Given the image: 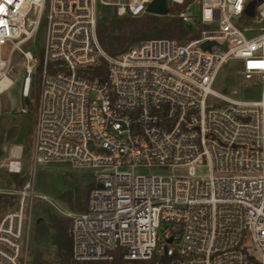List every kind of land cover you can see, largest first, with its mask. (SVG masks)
Instances as JSON below:
<instances>
[{
	"label": "built area",
	"instance_id": "obj_1",
	"mask_svg": "<svg viewBox=\"0 0 264 264\" xmlns=\"http://www.w3.org/2000/svg\"><path fill=\"white\" fill-rule=\"evenodd\" d=\"M151 1L0 0V97L17 85L16 113L26 114L24 98L37 92L28 178L0 188L17 197L0 216V264H26L31 204L51 203L35 190V171L49 164L93 178L86 208L63 212L75 260H108L115 250L148 259L166 247L167 264H264V0L252 16L251 0H166L186 3L176 15L195 39L106 53L100 7L140 17ZM207 40L225 47L202 49ZM102 61L104 77H88ZM228 62L245 84L261 81L258 99L214 90ZM22 161L23 145L12 144L0 168L21 174ZM203 164L209 174L198 178ZM177 166L186 174L168 173Z\"/></svg>",
	"mask_w": 264,
	"mask_h": 264
},
{
	"label": "rangeland",
	"instance_id": "obj_2",
	"mask_svg": "<svg viewBox=\"0 0 264 264\" xmlns=\"http://www.w3.org/2000/svg\"><path fill=\"white\" fill-rule=\"evenodd\" d=\"M168 4L174 5L170 2H168L167 5ZM185 6L186 3L184 4V7ZM184 7H182V9ZM191 9L195 12H198L197 5H193ZM109 10V7L101 6L97 19V37L102 48L108 54L110 53L106 51L102 45L101 34H113L114 31L117 32V35L124 34L125 30L128 28V25L125 21H127V18H129L111 16L108 12ZM177 13L178 11H176L174 14L176 15ZM122 20H124V23L121 24L120 21ZM209 28L212 27L209 26ZM42 36L43 32L40 38H38L39 42L41 41ZM135 43L137 42H134L133 44ZM3 56H5V54H3ZM237 70L238 64L235 62H228L222 65L218 70L214 82V90L222 94H227L231 89H236V97L239 99H258L260 97L261 81L258 80L253 83L245 84L240 79ZM16 86L10 88L9 96L0 97V162L6 157L7 150L12 144H22L24 156L22 165L25 173H21L20 177L23 181L22 183L24 184L28 178L27 170L31 167L30 140L32 138L33 129L31 131V136L27 137L28 139L26 138L25 140V133L27 130L26 127L30 123V115L27 113H16V106L19 100ZM215 104L218 105L220 102H216L215 100ZM139 172H144V170H139ZM186 172L187 168L185 166L171 167L168 169V173L174 175H185ZM195 174L198 178L207 177L209 174L208 166L205 164L196 165ZM91 179L92 177L90 176V173L71 169L68 165L64 164L38 166L34 176V188L37 193L48 196L51 203L40 199H36L32 202L30 210L31 228L35 219L38 217L47 219V217L65 216L63 214L64 211L79 212L74 208H69L63 202L61 195L66 191H71L74 193L79 187L84 188V185ZM0 188L9 191L20 188L19 185L13 180L12 176L8 174L5 168H0ZM2 196L9 197L11 206H13L17 200L15 195ZM84 198L85 197H83V199ZM0 199L2 198L0 197ZM6 210L7 207L0 204V216ZM30 242L31 239L29 237L26 264H32L35 261L37 252L40 253L41 260L45 261L47 264H58V260L55 256L56 246L52 243L51 239H47L40 244H31Z\"/></svg>",
	"mask_w": 264,
	"mask_h": 264
},
{
	"label": "trees",
	"instance_id": "obj_3",
	"mask_svg": "<svg viewBox=\"0 0 264 264\" xmlns=\"http://www.w3.org/2000/svg\"><path fill=\"white\" fill-rule=\"evenodd\" d=\"M109 7V14L112 15V7ZM184 7V4H168V13L165 15L144 14L140 17H129L125 21L128 28L124 34L115 35L101 34V42L103 47L110 53V55H118L126 51L134 42L142 40H148L152 38H171L178 42H184L187 40L195 39L198 36V32L189 24H185L177 15L176 11H179ZM118 17V16H116ZM127 17V16H123ZM121 18V17H120ZM124 23V20L120 21ZM42 26L38 30L35 40V46L38 54H40L39 40L42 34ZM106 72V62L102 61L97 67L93 68L87 74L91 78H102ZM36 85L31 89L28 103H26L27 114L30 115V123L26 127L25 140L31 136L34 123V110L36 99ZM28 139V138H27ZM30 139V138H29ZM31 142V140H30ZM13 180L21 188L23 181L19 173H10ZM92 177V175L90 174ZM21 184V185H20ZM94 185L93 178L84 185V188H77L75 192L66 191L62 193L61 198L63 202L69 207L74 208L77 211H83L86 208V199L89 189ZM1 196L0 204L6 207H10L9 197ZM83 197H85L83 199ZM71 219L66 216H55L35 219L34 224L30 231L31 244H40L47 239H51L52 243L56 246L55 256L58 260V264H167L168 257L164 253H155L148 259L140 260H127L120 255V250L109 252L108 260H85L78 262L72 256V242L68 235V228L70 226ZM32 264H47L41 260L40 253L37 252L36 259Z\"/></svg>",
	"mask_w": 264,
	"mask_h": 264
},
{
	"label": "water",
	"instance_id": "obj_4",
	"mask_svg": "<svg viewBox=\"0 0 264 264\" xmlns=\"http://www.w3.org/2000/svg\"><path fill=\"white\" fill-rule=\"evenodd\" d=\"M258 0H251L245 10V13L249 16L253 15L254 12V5ZM146 11L148 14H154V15H165L168 13V8H167V2L166 0H152L146 7ZM111 14L114 15V10L111 11ZM243 24V21H241L238 25L241 26ZM114 34L116 35L117 32L114 31ZM212 45H216L219 48H224L225 44H218L214 40H207L201 43V48L202 49H210ZM24 102L28 103V98H24ZM90 148L92 147L91 142L88 143ZM167 242H170V239H167ZM164 253H166V247L164 249Z\"/></svg>",
	"mask_w": 264,
	"mask_h": 264
},
{
	"label": "crops",
	"instance_id": "obj_5",
	"mask_svg": "<svg viewBox=\"0 0 264 264\" xmlns=\"http://www.w3.org/2000/svg\"><path fill=\"white\" fill-rule=\"evenodd\" d=\"M19 145H22V144H19ZM23 158H24V156H23Z\"/></svg>",
	"mask_w": 264,
	"mask_h": 264
},
{
	"label": "snow or ice",
	"instance_id": "obj_6",
	"mask_svg": "<svg viewBox=\"0 0 264 264\" xmlns=\"http://www.w3.org/2000/svg\"><path fill=\"white\" fill-rule=\"evenodd\" d=\"M262 66H264V65H262Z\"/></svg>",
	"mask_w": 264,
	"mask_h": 264
}]
</instances>
